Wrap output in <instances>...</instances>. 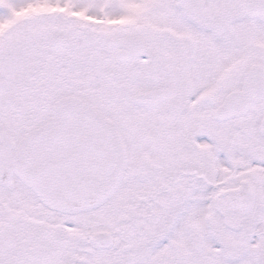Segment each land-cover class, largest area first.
Wrapping results in <instances>:
<instances>
[{
	"label": "snow or ice",
	"instance_id": "1",
	"mask_svg": "<svg viewBox=\"0 0 264 264\" xmlns=\"http://www.w3.org/2000/svg\"><path fill=\"white\" fill-rule=\"evenodd\" d=\"M0 264H264V0H0Z\"/></svg>",
	"mask_w": 264,
	"mask_h": 264
}]
</instances>
